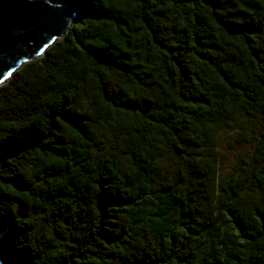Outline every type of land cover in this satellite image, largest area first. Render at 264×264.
<instances>
[{
	"label": "trees",
	"instance_id": "trees-1",
	"mask_svg": "<svg viewBox=\"0 0 264 264\" xmlns=\"http://www.w3.org/2000/svg\"><path fill=\"white\" fill-rule=\"evenodd\" d=\"M76 1L69 33L0 85L2 264H264V140L256 206L221 183L225 253L211 168L185 173L217 124L264 119V0Z\"/></svg>",
	"mask_w": 264,
	"mask_h": 264
},
{
	"label": "rangeland",
	"instance_id": "rangeland-1",
	"mask_svg": "<svg viewBox=\"0 0 264 264\" xmlns=\"http://www.w3.org/2000/svg\"><path fill=\"white\" fill-rule=\"evenodd\" d=\"M264 119L261 114L254 117L239 113L235 119L227 123H219L215 126L212 138L205 139L203 146L191 151V154L185 156L190 159L189 164L185 168L186 176L193 178L191 166H195L197 173L207 172L211 168L210 175L215 181L216 198L211 203L214 215L219 218V226L221 234L214 238L217 246L225 251L226 244L232 245L235 232L231 229L224 215L219 214L221 203L219 201V191H221V183L223 186L237 185V190L242 203L245 207L254 208L258 203V191L251 185V175L257 170L258 159L260 158L259 146L264 140ZM203 142V141H202ZM200 144V145H201ZM180 160H183L181 158ZM157 163L165 168L166 173L174 170L178 163V156L174 150L165 147L164 153L156 159ZM136 160L131 157H125L122 165L128 171L138 169ZM204 176V175H203ZM200 176V178H203ZM152 188L149 194L151 200L145 205L146 212H153L158 207L157 198L154 197L155 185L153 181L150 183ZM157 201V202H156ZM260 211H264V207L260 206ZM178 225L183 227L179 221Z\"/></svg>",
	"mask_w": 264,
	"mask_h": 264
},
{
	"label": "water",
	"instance_id": "water-1",
	"mask_svg": "<svg viewBox=\"0 0 264 264\" xmlns=\"http://www.w3.org/2000/svg\"><path fill=\"white\" fill-rule=\"evenodd\" d=\"M78 16L76 0H0V85L69 33Z\"/></svg>",
	"mask_w": 264,
	"mask_h": 264
}]
</instances>
